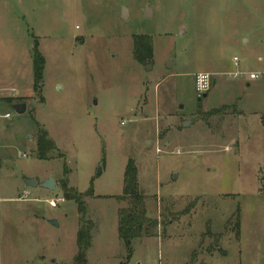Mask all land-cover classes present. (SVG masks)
Segmentation results:
<instances>
[{
    "label": "rangeland",
    "instance_id": "obj_1",
    "mask_svg": "<svg viewBox=\"0 0 264 264\" xmlns=\"http://www.w3.org/2000/svg\"><path fill=\"white\" fill-rule=\"evenodd\" d=\"M135 36L151 41L147 64ZM249 70L264 71V0H0V264H76L62 180L93 191L87 264H264V75H228ZM129 159L157 226L126 262L116 197ZM44 176L56 189L24 184Z\"/></svg>",
    "mask_w": 264,
    "mask_h": 264
},
{
    "label": "trees",
    "instance_id": "obj_2",
    "mask_svg": "<svg viewBox=\"0 0 264 264\" xmlns=\"http://www.w3.org/2000/svg\"><path fill=\"white\" fill-rule=\"evenodd\" d=\"M133 59L140 65L147 64L152 60V45L150 39L142 36L133 38ZM44 57L37 50L36 45L32 55L33 92H41ZM37 155L39 159H47L48 154L55 150L54 143L48 138L44 129L39 128L37 138ZM66 172V169H64ZM61 189L64 199L73 200L79 214V228L76 233L77 252L74 257L76 264H87L86 252L91 246V230L93 223L86 218V208L83 201L84 196H92V188L84 193L68 187L67 181L62 180ZM119 201H127L128 206L119 211L120 218L117 225V236L123 243L126 251V262L132 255V240L144 235H152L150 228L157 226V221L146 216L144 196L141 194L137 183V170L132 159L127 161L123 174L122 194L116 197Z\"/></svg>",
    "mask_w": 264,
    "mask_h": 264
},
{
    "label": "built area",
    "instance_id": "obj_3",
    "mask_svg": "<svg viewBox=\"0 0 264 264\" xmlns=\"http://www.w3.org/2000/svg\"><path fill=\"white\" fill-rule=\"evenodd\" d=\"M232 61L234 62V64L236 65V62L238 61L237 57H233ZM228 75L232 76V77H237V76H245L249 79H257L259 76H263L264 73H253V72H249V71H233V72H229ZM211 82V78L209 77V75L207 74H198L195 77V86H196V91L199 93L198 96H200L201 94H203L210 85ZM4 117L8 118L9 114H5ZM50 204L52 206L55 207V202L51 201Z\"/></svg>",
    "mask_w": 264,
    "mask_h": 264
},
{
    "label": "water",
    "instance_id": "obj_4",
    "mask_svg": "<svg viewBox=\"0 0 264 264\" xmlns=\"http://www.w3.org/2000/svg\"><path fill=\"white\" fill-rule=\"evenodd\" d=\"M119 14V13H118ZM206 96V93L202 94V97L204 98ZM200 98L198 97V101H199V106H200ZM12 109H14V111L18 114H22L24 113L25 109H26V104L25 103H16L13 104ZM176 176V175H175ZM24 184L26 185V187H31V188H36V187H41L47 190H54L56 188L54 181L52 180V178H46L44 181H42L41 183H38L34 178H26L24 180ZM143 191H141L142 193ZM51 224H55L56 222L54 220L50 221Z\"/></svg>",
    "mask_w": 264,
    "mask_h": 264
},
{
    "label": "crops",
    "instance_id": "obj_5",
    "mask_svg": "<svg viewBox=\"0 0 264 264\" xmlns=\"http://www.w3.org/2000/svg\"><path fill=\"white\" fill-rule=\"evenodd\" d=\"M246 42V41H245ZM259 60H260V58H258ZM249 72H253V73H264V71H255V70H249ZM249 83V81H247V84ZM8 98H16V97H13V96H8ZM18 98V97H17ZM19 98H21V97H19ZM263 117H264V114H262V115H260L259 116V122H260V124H261V126H263L264 127V125L262 124V122H263ZM47 178V176H44L41 180H38L37 182L38 183H41L42 181H44L45 179ZM54 183H55V186H56V182L54 181ZM36 188H40V189H38V190H45L44 188H41V187H36ZM56 189V188H55ZM47 190V189H46ZM240 227H241V225H240ZM261 248H259L258 247V250H260ZM133 253V252H132Z\"/></svg>",
    "mask_w": 264,
    "mask_h": 264
}]
</instances>
